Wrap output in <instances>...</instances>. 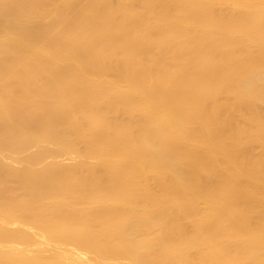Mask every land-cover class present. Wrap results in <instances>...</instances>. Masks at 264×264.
<instances>
[{"label": "bare ground", "instance_id": "6f19581e", "mask_svg": "<svg viewBox=\"0 0 264 264\" xmlns=\"http://www.w3.org/2000/svg\"><path fill=\"white\" fill-rule=\"evenodd\" d=\"M0 264H264V0H0Z\"/></svg>", "mask_w": 264, "mask_h": 264}]
</instances>
